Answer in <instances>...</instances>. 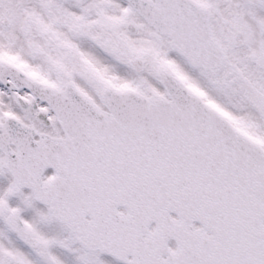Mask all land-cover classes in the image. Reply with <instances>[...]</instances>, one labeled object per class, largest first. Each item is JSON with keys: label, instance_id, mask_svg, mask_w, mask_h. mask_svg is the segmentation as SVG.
I'll list each match as a JSON object with an SVG mask.
<instances>
[{"label": "snow or ice", "instance_id": "1", "mask_svg": "<svg viewBox=\"0 0 264 264\" xmlns=\"http://www.w3.org/2000/svg\"><path fill=\"white\" fill-rule=\"evenodd\" d=\"M0 264H264V0H0Z\"/></svg>", "mask_w": 264, "mask_h": 264}]
</instances>
